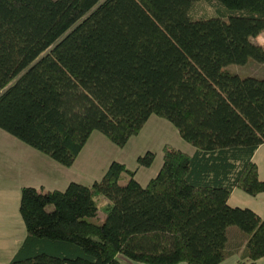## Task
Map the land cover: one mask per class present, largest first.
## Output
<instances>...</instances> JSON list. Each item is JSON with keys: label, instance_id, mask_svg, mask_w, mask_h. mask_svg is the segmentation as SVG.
Segmentation results:
<instances>
[{"label": "trees", "instance_id": "1", "mask_svg": "<svg viewBox=\"0 0 264 264\" xmlns=\"http://www.w3.org/2000/svg\"><path fill=\"white\" fill-rule=\"evenodd\" d=\"M196 1L0 0V128L67 166L93 130L123 146L151 114L195 147L164 144L146 184L112 160L90 184L23 185L26 235L6 264H218L229 226L246 236L240 261L264 258V218L227 202L264 191V77L224 68L264 62V0H207L215 12L193 16Z\"/></svg>", "mask_w": 264, "mask_h": 264}, {"label": "rangeland", "instance_id": "2", "mask_svg": "<svg viewBox=\"0 0 264 264\" xmlns=\"http://www.w3.org/2000/svg\"><path fill=\"white\" fill-rule=\"evenodd\" d=\"M215 9V5L209 1L198 0L192 4L190 13L193 16L212 14L215 12ZM254 40L264 44V32H260L254 37ZM224 68L231 72H235L240 76L264 77V62H259L252 57H249L243 64L229 63ZM92 132V136H90L87 143H99L102 148L103 159L97 158L99 153L96 150H93L91 155L95 157L93 159L94 163L87 169L90 170L92 174L91 176H97L98 178H101V166L104 165L105 160H108L107 166L110 164L109 160H117L125 162L127 168L134 170V167L138 165L136 160L137 156L143 154L147 150H151L155 154L152 164L150 166H141L137 172V178L144 183L150 176L155 174L158 168H160L163 156L162 148L164 144L168 143L177 148H182L180 143H189L180 136L177 128L171 121L157 114H151L141 130L137 134L130 136L129 141L126 142L128 144L124 147L112 142L99 130H93ZM96 135H99L101 138H96ZM105 143L108 144L106 145ZM99 145L95 146L100 148ZM21 156L28 157L32 162L30 165L34 168L32 169L31 174L23 177L20 176L21 182H25L26 185H34L37 188L42 187L43 190L54 188L63 190L69 181L82 182L84 184L85 182H88L87 177H85L88 174L83 173L78 166L63 165L49 155L29 146L17 137L0 128V158L5 157L8 159ZM95 161H98V163ZM48 162H51V164ZM129 177L130 174L128 172H123L119 178V183H126ZM103 218L104 213L101 210L97 215L88 217L89 220L95 222H101ZM232 227L238 230L236 226ZM238 231L240 232V230ZM228 241L229 248L236 252L241 251V242H243L241 236L230 233ZM117 256L122 264H149L134 261L122 253H118Z\"/></svg>", "mask_w": 264, "mask_h": 264}, {"label": "crops", "instance_id": "3", "mask_svg": "<svg viewBox=\"0 0 264 264\" xmlns=\"http://www.w3.org/2000/svg\"><path fill=\"white\" fill-rule=\"evenodd\" d=\"M92 133L93 132H91L90 136H92ZM96 138H101V137H99V135H96ZM87 141L82 147L77 157L75 158V160L73 161V163L69 166L72 165L78 166V168L82 170L83 173H87L88 175L85 177H87L88 182H85V184H90L94 180L99 179L97 176H91L92 174L90 170L87 169L90 166H92V164L94 163L93 159L95 157L91 155L93 150H96L99 153L97 158L103 159V157H102V148L99 145V143H87ZM94 144L99 145L100 148H97V146H95ZM105 144L107 145L108 143ZM127 144L128 143H125L122 147L126 146ZM180 144L182 145L181 146L182 148L180 149L183 151H186L188 153H193L195 150V147L190 143H180ZM252 159L257 164L259 178L264 179V142L261 143L255 149L252 155ZM107 161L108 160H105L104 165L101 166V172H100L101 176L108 167ZM109 161L111 162V160ZM95 162L98 163V161ZM48 163L51 164V162ZM123 163L125 164V162ZM0 164H1L0 165V264H6L13 256V254L16 252L20 243L22 242L23 238L26 235L25 223L19 211V201H20L19 190L23 185L26 184L25 182H21L20 176L23 177L31 174V171L34 168L32 167V165H30L32 164L30 159L25 156L16 157V158L11 157L8 159L5 157H1ZM140 168L141 166L139 165H136L134 167L135 170L134 178L138 180L141 184H146L147 181L152 176H154L158 171L157 170L154 175L150 176L146 180V182L143 183L137 178V172ZM227 202L231 206L250 207L255 212H257L261 217L264 218V191L258 192L257 194H249L239 187H234L229 194ZM238 230L236 228H233L232 226H229L228 237H230V233H234L236 235L241 236L243 238V242H241V245L243 246V243L246 240V236L241 232H239ZM257 263L264 264V258L261 257L256 259L253 264H257ZM177 264H186V263L180 262ZM218 264H248V263L240 261L239 252L234 251Z\"/></svg>", "mask_w": 264, "mask_h": 264}]
</instances>
